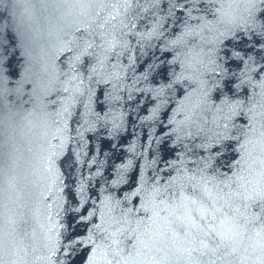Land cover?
I'll list each match as a JSON object with an SVG mask.
<instances>
[{"label":"snow or ice","instance_id":"obj_1","mask_svg":"<svg viewBox=\"0 0 264 264\" xmlns=\"http://www.w3.org/2000/svg\"><path fill=\"white\" fill-rule=\"evenodd\" d=\"M0 8V264H264V0Z\"/></svg>","mask_w":264,"mask_h":264},{"label":"water","instance_id":"obj_2","mask_svg":"<svg viewBox=\"0 0 264 264\" xmlns=\"http://www.w3.org/2000/svg\"><path fill=\"white\" fill-rule=\"evenodd\" d=\"M13 0H8V3L11 4ZM0 11H7V9L0 8Z\"/></svg>","mask_w":264,"mask_h":264}]
</instances>
